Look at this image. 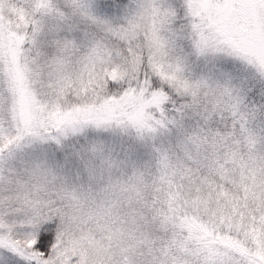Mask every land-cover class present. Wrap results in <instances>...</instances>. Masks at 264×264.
Listing matches in <instances>:
<instances>
[{
    "label": "snow or ice",
    "instance_id": "1",
    "mask_svg": "<svg viewBox=\"0 0 264 264\" xmlns=\"http://www.w3.org/2000/svg\"><path fill=\"white\" fill-rule=\"evenodd\" d=\"M0 264H264V0H0Z\"/></svg>",
    "mask_w": 264,
    "mask_h": 264
}]
</instances>
